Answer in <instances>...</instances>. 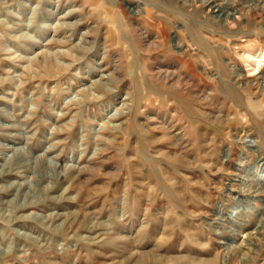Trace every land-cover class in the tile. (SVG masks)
<instances>
[{"label": "rangeland", "instance_id": "1", "mask_svg": "<svg viewBox=\"0 0 264 264\" xmlns=\"http://www.w3.org/2000/svg\"><path fill=\"white\" fill-rule=\"evenodd\" d=\"M2 37L0 264H264V0H0Z\"/></svg>", "mask_w": 264, "mask_h": 264}, {"label": "bare ground", "instance_id": "2", "mask_svg": "<svg viewBox=\"0 0 264 264\" xmlns=\"http://www.w3.org/2000/svg\"><path fill=\"white\" fill-rule=\"evenodd\" d=\"M38 4V3H37ZM58 7V6H57ZM36 8V7H35ZM33 13H36V12H33ZM44 13V12H43ZM139 12L138 11H136V12H133V14L134 15H137ZM55 14H56V12H55ZM62 14V13H61ZM61 14H58V15H61ZM66 15V14H65ZM64 15V16H65ZM68 15V14H67ZM7 17V16H6ZM32 17V16H31ZM30 18V17H29ZM35 21V20H34ZM31 22V21H30ZM50 22V29L49 30H47L48 31V33L50 32V33H54L55 34V36L59 33V31H60V28L61 27H64V26H66L67 28L66 29H70V28H68L69 26V24H67L68 22H61V21H58L57 23H54V22H52V21H49ZM74 25V24H73ZM60 26V27H59ZM76 26V25H75ZM34 27V26H33ZM94 30V29H93ZM23 33V32H22ZM20 34V33H19ZM224 34V33H223ZM18 34H16V35H14V36H11V37H16V38H21V37H19V36H17ZM66 35V34H65ZM4 36V35H3ZM54 37V36H53ZM47 39H48V36H47ZM50 39H51V41L53 42H55L56 41V37L55 38H52L51 36H50ZM82 39H84V38H82ZM71 41L72 39L70 38V39H65V41H63V43L65 42H69V41ZM9 41H10V39H9ZM9 41H5L4 39H3V37L2 38H0V46H1V48H2V50H4L5 52H7V50L9 51V49L7 48L8 47V43H9ZM18 41V40H17ZM81 41V40H80ZM12 42V41H11ZM149 42V41H148ZM7 43V44H6ZM6 45H7V47H6ZM10 45V44H9ZM7 48V49H6ZM253 55V54H252ZM256 56H257V54H256ZM252 58V57H251ZM256 61H257V59H256ZM258 62V61H257ZM256 63V62H255ZM257 64H256V68H257ZM260 66V65H259ZM256 70H258V69H256ZM254 72V71H253ZM251 143V142H250ZM253 145V144H252ZM249 147V146H248ZM260 177V176H259ZM257 180H259V179H257ZM264 175H262L261 177H260V180H259V182L260 183H258V184H260L261 185V187H264ZM234 209V208H233ZM237 214V213H236ZM20 235V234H19ZM9 255V254H8ZM12 255H14V254H12ZM6 256V255H5ZM10 256V255H9ZM16 256V255H15ZM8 259V258H7ZM6 260V259H5ZM8 260H11V259H8Z\"/></svg>", "mask_w": 264, "mask_h": 264}]
</instances>
